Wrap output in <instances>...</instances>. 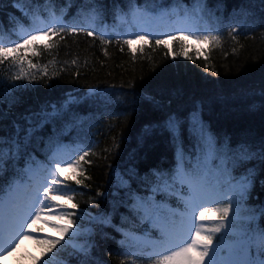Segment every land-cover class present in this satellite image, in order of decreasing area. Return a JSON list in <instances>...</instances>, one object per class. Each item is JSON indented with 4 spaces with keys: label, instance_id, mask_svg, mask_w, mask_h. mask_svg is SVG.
<instances>
[{
    "label": "snow or ice",
    "instance_id": "snow-or-ice-1",
    "mask_svg": "<svg viewBox=\"0 0 264 264\" xmlns=\"http://www.w3.org/2000/svg\"><path fill=\"white\" fill-rule=\"evenodd\" d=\"M259 2L264 6V0ZM9 3L16 12L6 14L5 25L8 4L0 0V66L15 69L0 79V261L47 226L58 238L36 239L41 254L31 257L33 264H109L105 255L122 257L119 264H264V203L249 205L256 182L264 188V65L254 76L245 73V83L219 91L221 85L213 83L211 94L167 87L139 98L136 91L122 93V103L146 102L151 110L152 118L137 138L138 149L162 137L175 148V163L141 174L140 155L134 151L123 173L108 165L109 190L97 191L85 207L77 197L85 195L82 189H89L92 180L87 172L95 145L85 125H94L74 106L110 94L89 87L80 97L68 94L27 106L23 95L40 81L48 87L67 70V63L57 70L55 61L40 64L34 58L58 51L70 37L82 34L99 41L105 56L115 43L133 60L147 46L160 49L165 58L194 63L202 52L189 55L187 41L222 47L225 30L235 40L237 33L246 35L264 24V9L257 17L249 3L226 17L225 0H215L214 6L210 0ZM71 64L79 67V59ZM129 88L136 85L129 82ZM220 118L232 122L231 134L222 130ZM172 197L177 207L168 203ZM101 203L110 210L100 208ZM117 216L119 223L114 222ZM108 241L119 248L106 247Z\"/></svg>",
    "mask_w": 264,
    "mask_h": 264
},
{
    "label": "trees",
    "instance_id": "trees-1",
    "mask_svg": "<svg viewBox=\"0 0 264 264\" xmlns=\"http://www.w3.org/2000/svg\"><path fill=\"white\" fill-rule=\"evenodd\" d=\"M210 1L215 3V0ZM107 2L109 5L111 4V0H107ZM244 2L246 1L225 0V13L227 14V11L234 7L238 9ZM254 8L262 11L264 6L260 4L259 0H256ZM7 11H11V8L7 7L5 12ZM64 43L67 44V47L64 46ZM171 47L173 50H178L177 44L174 42ZM197 50L189 48V55L195 56ZM201 52L202 55L197 57L193 63V61L179 56L175 59L171 55L165 58L160 49L152 50L146 46L145 53L141 55L138 51L137 59L133 60L127 49L120 52L113 43L108 46L109 55L105 56L99 41H93L91 37L81 34L63 42L58 51L46 52L40 58H34V62L40 64H47L50 60L55 61L57 70L64 68L65 63L68 67L66 71L59 72L58 79L48 82V87L44 86V81H40L35 85L34 91L24 93V98L27 101L25 106L45 98H67L68 94L80 97L87 93L89 87L106 90L110 95L121 97L118 102L120 105L115 108L113 117L112 113L115 109L109 112L101 110L102 107L98 103L101 96L95 98L97 102L90 99L74 106L79 114L89 118V123L94 125L91 130L98 137V143L93 149L96 155L91 157L93 163L88 166L87 174L92 177V180L88 182L89 189H82L85 195L77 197L82 207L87 206L84 202L90 197L95 198L97 191L106 192L109 190L112 173L108 165L123 173L131 163L129 156L134 151L140 155L141 174L150 167L165 169L174 160L175 148L162 137L152 138L143 149H138L137 138L151 120V110L146 102L142 106L122 103V93L136 91L139 98L157 95L162 87H167L170 90H194L197 93L211 94L213 83L221 85V88L216 89L217 91L237 82L245 83L247 81L242 79L245 77V73L254 76L264 65V30L249 36L236 34L235 40L226 32L223 34L222 47L210 48L208 45L207 49ZM203 53L207 54V61H205ZM73 58L79 59V67L71 64ZM85 59H87L86 66ZM3 66L0 69V79L9 76L3 73L5 65ZM77 71L80 73L79 77L75 75ZM129 82L136 85L135 90L129 88ZM127 99L131 102L132 96L129 95ZM106 113L109 115H105ZM208 118L209 114L206 112L205 119ZM215 119L216 117H213L212 122ZM220 119L224 124L222 130L231 134L232 122ZM116 143L120 145L119 149L114 147ZM105 148L109 151L105 152ZM252 201L256 203L255 205L264 203V188L260 186L259 181L255 184ZM100 208L106 211L110 210L109 206L104 203L100 204ZM92 211L96 212L99 209H92ZM114 222L119 223L118 216L114 218ZM109 233L113 234L111 230ZM115 235L119 239V235ZM106 247L116 250L119 245L115 241H108ZM105 259L109 264H119L122 257L109 258L105 255ZM28 264H33L32 259L28 261Z\"/></svg>",
    "mask_w": 264,
    "mask_h": 264
},
{
    "label": "rangeland",
    "instance_id": "rangeland-1",
    "mask_svg": "<svg viewBox=\"0 0 264 264\" xmlns=\"http://www.w3.org/2000/svg\"><path fill=\"white\" fill-rule=\"evenodd\" d=\"M193 46V45H192ZM70 174V173H69ZM47 227V226H46ZM58 236V233L55 231V230H53L51 227H47V229H44L43 230V232H41L40 234H39V236L40 237H43V236ZM20 249L21 250H23L24 252V254L26 255V256H30V255H34V256H39V252H38V250H36L34 247H31L30 248V251L29 250H24V248L23 247H20ZM15 262L13 261L12 262V264H14Z\"/></svg>",
    "mask_w": 264,
    "mask_h": 264
},
{
    "label": "bare ground",
    "instance_id": "bare-ground-1",
    "mask_svg": "<svg viewBox=\"0 0 264 264\" xmlns=\"http://www.w3.org/2000/svg\"><path fill=\"white\" fill-rule=\"evenodd\" d=\"M231 11H232V10L227 11V14H228L229 12H231ZM3 68H4V66H3ZM13 71H15V70H14V69H9L8 66H5V69H4L3 73H4L5 75H10ZM24 244H26V245H28V247H30V241H25ZM6 261H7V258H6Z\"/></svg>",
    "mask_w": 264,
    "mask_h": 264
}]
</instances>
